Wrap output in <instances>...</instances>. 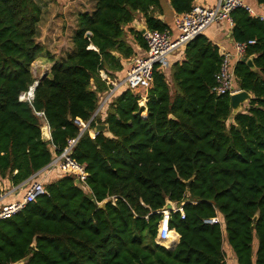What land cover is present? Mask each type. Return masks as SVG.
Returning <instances> with one entry per match:
<instances>
[{"label":"trees","instance_id":"trees-1","mask_svg":"<svg viewBox=\"0 0 264 264\" xmlns=\"http://www.w3.org/2000/svg\"><path fill=\"white\" fill-rule=\"evenodd\" d=\"M163 3L95 0L77 14L72 51L56 58L36 41L37 2L0 0V186L3 179L17 186L48 165L81 133L75 118L89 121L71 153L85 164L87 187L60 170L46 194L0 219V264H228L225 246L236 264H264V18L242 7L230 14L233 40H254L234 65L235 85L252 95L242 111L232 115L229 96L211 92L221 56L199 34L183 45L171 82L154 66L144 115L139 95L121 85L91 119L113 88L100 72L113 80L137 54L124 26L140 13L148 29L164 30L156 16ZM169 4L183 13L194 0ZM130 33L147 47L138 29ZM43 53L50 72L33 98L21 100ZM99 123L111 136L90 135ZM166 198L183 203V218L170 214L174 248L155 241ZM215 216L220 222H204Z\"/></svg>","mask_w":264,"mask_h":264},{"label":"built area","instance_id":"built-area-1","mask_svg":"<svg viewBox=\"0 0 264 264\" xmlns=\"http://www.w3.org/2000/svg\"><path fill=\"white\" fill-rule=\"evenodd\" d=\"M238 7L245 8L252 16H258L255 11L246 4L245 0H217L213 7L194 3L190 10L183 13H176L173 20V26L177 32V36L175 38L172 37L171 31L168 28H165L164 30L147 28V30L142 34L147 46L146 53L142 56L135 57L131 61L124 78L117 82V85H125L132 92L136 91L138 88L145 90L150 89L152 86L153 68L155 65L165 64L167 56L172 51L179 48L180 46H183L197 35L203 34L205 29L212 23L221 20H227L232 26L233 22L230 14L232 10ZM252 43H254V40H249L248 42L234 41L233 52L227 51L224 48L221 50L218 49L221 60L219 63V68L214 74V81L210 88L212 93L216 95L230 96L241 90L235 85L234 65L237 61L244 57L246 46ZM100 74L103 79H106V75L103 73V71H101ZM113 89L114 88L111 90ZM111 90L109 91V93L111 92L110 95L112 94ZM31 98L32 97L28 93H23L20 95L21 100H30ZM106 99L107 98L105 96L103 100ZM146 100V96H139L138 104L139 106L144 107L142 113L145 112L144 102ZM102 102L99 105V109L103 104ZM36 113L39 116H43V112ZM74 122L81 128V133L89 126V121H83L79 118H75ZM80 134L76 137L67 139L66 146L59 153V155H57L47 165V168H58L62 172L69 173L73 175L75 179H78L79 183H82L87 187L85 182L87 177L85 164L78 162L71 156L73 147L76 144ZM22 184H26V189L20 199L0 205V219L8 218L14 215L15 213L19 212L26 204L34 202L37 197L47 193L44 183L40 180H34L32 182L26 181L25 183L19 184L18 188H20ZM109 199L112 200V203H114V196L109 197ZM172 205V209L160 208L156 211L161 215V218L158 222L155 241L157 244L166 248H171L170 245H173L172 247H174L179 241V234L169 225L171 212H179L181 217H184V211L182 207L183 203L178 204L177 202L172 201ZM204 222L218 223L220 222V217L215 216L212 218H207L204 219Z\"/></svg>","mask_w":264,"mask_h":264},{"label":"crops","instance_id":"crops-1","mask_svg":"<svg viewBox=\"0 0 264 264\" xmlns=\"http://www.w3.org/2000/svg\"><path fill=\"white\" fill-rule=\"evenodd\" d=\"M216 2H217V0H194L195 4H202V5H205V6H208V7H213L216 4ZM245 2H246L247 5H249L255 11V13L259 17L264 18V5L263 4H259L257 2V0H245ZM162 9H163L162 13L161 14H156V16L160 20H163V21H165L168 24L167 28L170 29L172 37L175 38L177 36V32H176V30H175V28L173 26V20H174V16L176 15V12H174L172 7L170 6L169 0H164ZM141 24L145 25V21H144L143 15L139 13V14L136 15V18L131 23H129V24L124 26V28L127 30L128 38L130 39V41L133 42V46L137 50V54L136 55L132 56L130 59L125 60L126 67L128 66L127 69H126V72H127L128 68H129V66L131 64V61L135 57L142 56V55H144L146 53V47L140 46L135 41L133 34L130 33L131 29H133V30L138 29V27ZM231 27L232 26L229 24V22L227 20H221V21L212 23L210 26H208L205 29V31L203 32V34L213 44H215L218 47L219 50L224 48L227 51L233 52V42H234V40L231 37ZM183 59H184V50H183V46H180L179 48L175 49L174 51H172L167 56V60H166L165 64L159 65V69L164 72V74L166 75L167 81L171 82V80H172V78H171V66H172V64L174 62H180ZM124 72H125L124 69L122 71L116 72L115 73V78L113 80H111L110 78H108L106 76V79L112 85L114 83H116V84L113 85L114 89L112 90V93L117 88L121 87V85H119V84L117 85V82H119L121 79L124 78L123 77ZM126 72H125V74H126ZM103 73L105 74L104 71H103ZM148 90H145V89H142V88H138L136 91H134V93L138 94L139 96H146V99H147ZM107 99H108V97H107ZM106 100L104 101V103L106 102ZM146 101L144 102L145 106H146ZM246 105H247V103H245L243 105V109L245 108ZM97 112H98V110L96 111V114H97ZM145 112L142 113V114L144 115ZM48 132L50 133L49 130H48ZM89 133H90L91 136L95 135V133H94V131L92 129L89 131ZM104 133H105V135L111 136V133L108 132V131H105ZM60 174H61V171L58 168H47L46 167V168L41 169L39 172L33 174L31 177H29L27 180H25L24 183L26 181L27 182H32L34 180H38V181L40 180L44 184H46L47 182H51L53 180H56L59 177ZM26 184H23L20 188H18V185L17 186H13L7 179H3L2 182H1V186H0V188H1L0 205L8 203V202H11V201H14V200H17V199H20L23 196L24 192H25ZM228 249L229 248H227L226 251ZM229 251H230L231 256H232L231 259H233L232 260V264H233V261H234V264H236L233 252L231 251V249H229Z\"/></svg>","mask_w":264,"mask_h":264},{"label":"rangeland","instance_id":"rangeland-1","mask_svg":"<svg viewBox=\"0 0 264 264\" xmlns=\"http://www.w3.org/2000/svg\"><path fill=\"white\" fill-rule=\"evenodd\" d=\"M41 8L36 41L56 58L67 55L73 49L72 34L76 28V17L79 12L91 11L95 0H35ZM52 63L48 62L45 53L31 65L35 78L44 72L49 74ZM228 247L225 246V251ZM231 253L226 251V259L232 264ZM234 264V261H233Z\"/></svg>","mask_w":264,"mask_h":264},{"label":"water","instance_id":"water-1","mask_svg":"<svg viewBox=\"0 0 264 264\" xmlns=\"http://www.w3.org/2000/svg\"><path fill=\"white\" fill-rule=\"evenodd\" d=\"M147 30V27L143 24H141L139 27H138V31L140 32V34L142 35L145 31ZM91 36L90 32H87L86 33V37L89 38ZM91 47H93L91 45ZM246 64L252 69V70H255V66L252 62V58H248L246 60ZM47 76V72H44L40 77L36 78V80L34 81V84L30 87L29 89V92L28 94L33 98V90L35 88V86L38 84V81L40 79H43ZM112 91V90H111ZM111 93V92H110ZM110 93L106 96V98L110 95ZM252 97L251 93H249L248 91L246 90H239L237 91L236 93L232 94L229 96V99H230V106H231V114L234 115L236 114L237 112L239 111H242L243 110V105L245 103H247L249 101V99ZM105 100H103L102 103H104ZM97 110H99V107L97 108ZM96 110V111H97ZM96 111L95 113L93 114V116L91 117V119H93L95 117V114H96ZM90 119V120H91ZM107 130V124L105 123H99V124H96L95 125V128H94V133H98V132H102V131H105ZM41 138L43 141H48L50 140V133L48 132V124L46 121H44L42 123V126H41ZM47 165L43 168H46ZM42 168V169H43ZM41 170V169H40ZM39 170V171H40ZM37 171V172H39ZM36 172V173H37ZM31 177V176H30ZM193 178H191L190 180L186 181V185H189L191 180ZM24 183V182H22ZM75 183L79 184V180L78 179H75ZM23 185V184H22ZM108 200V198H106L105 200H103L101 203H100V206H103L104 203H106V201ZM164 209H172L173 208V205H172V201L168 198H166L165 200V204L163 205ZM257 219V215L254 216L253 220L256 221ZM35 244L32 243V246H34ZM175 247V246H174ZM172 247V248H174ZM25 262V259H22V260H19V261H16L12 264H24Z\"/></svg>","mask_w":264,"mask_h":264},{"label":"bare ground","instance_id":"bare-ground-1","mask_svg":"<svg viewBox=\"0 0 264 264\" xmlns=\"http://www.w3.org/2000/svg\"><path fill=\"white\" fill-rule=\"evenodd\" d=\"M171 247L173 246V245H170Z\"/></svg>","mask_w":264,"mask_h":264}]
</instances>
